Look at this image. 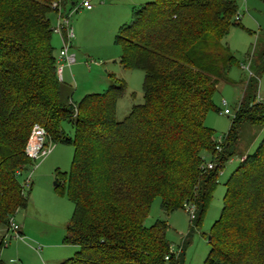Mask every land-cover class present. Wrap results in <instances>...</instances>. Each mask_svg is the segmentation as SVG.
<instances>
[{
    "label": "trees",
    "instance_id": "obj_1",
    "mask_svg": "<svg viewBox=\"0 0 264 264\" xmlns=\"http://www.w3.org/2000/svg\"><path fill=\"white\" fill-rule=\"evenodd\" d=\"M53 3L67 0H0V226L9 231V218L27 207L19 176L31 164L24 147L37 123L53 144L73 146L70 171H55V187L73 203L64 242L77 250L57 264H183L184 246L173 251L167 223L144 225L150 205L160 197L166 214L191 205L189 231L200 229L233 156L239 163L224 183L204 264H264V98L256 97L264 45L246 54L251 75L227 131L217 138L204 124L209 110L221 112L212 96L237 61L221 42L237 24L236 0H151L133 11L116 41L119 64L144 74L143 96L121 120L123 79L109 75L104 92L77 103L58 79ZM245 125L261 133L251 152L256 133L242 145Z\"/></svg>",
    "mask_w": 264,
    "mask_h": 264
},
{
    "label": "rangeland",
    "instance_id": "obj_2",
    "mask_svg": "<svg viewBox=\"0 0 264 264\" xmlns=\"http://www.w3.org/2000/svg\"><path fill=\"white\" fill-rule=\"evenodd\" d=\"M74 1L77 0H67L69 4ZM148 1L151 0H111L102 3L99 0H92L94 7L91 10L81 9L70 17L73 38L69 52L73 53L77 59L72 66L75 79L70 83L74 103H77L85 94L104 92L112 83L109 75L123 79L126 84V92L116 104L118 120L129 113L132 105L142 102L144 74L139 69H125L119 64L121 46L116 41V35L122 25L130 22L133 11ZM236 2L237 24L230 27L221 42L228 47L237 61L230 68L227 74L228 79L218 81L212 96L213 103L221 111L229 109L230 113L223 114L209 110L204 118V124L214 129L217 138L229 128L230 118L242 98V83L250 75L247 69L241 67L242 65L247 67V52L253 46L258 52L264 45V1L236 0ZM49 20L51 26H54L57 21L56 11L50 12ZM52 38L58 39L57 34L52 33ZM60 48L61 45L59 48L54 46L57 52ZM256 97L264 98V72L258 81ZM62 126L67 135H73V129L69 123L64 122ZM250 132L251 135L253 133L256 135L249 146V152L254 150L261 138L257 127L245 125L240 143L249 137ZM52 147L45 158L36 163L31 162L19 176L29 199L27 207L19 209L13 215V220L22 226L24 238H16L10 230L0 226V238L5 236L7 243L0 252L5 264H57L71 257L77 250V246L64 242L66 225L73 211V203L67 198L65 192L60 193L55 187V171H70L73 146L54 143ZM238 163V156H233L219 173L217 185L200 229L189 231L190 216L186 210L177 209L166 214L160 207V197L153 199L144 225L150 226L158 219L164 220L168 225L166 236L173 251L178 250L179 246H184L183 264H204L209 251L207 234L223 207L224 183ZM28 177L29 185L25 184ZM62 189L65 190V186Z\"/></svg>",
    "mask_w": 264,
    "mask_h": 264
},
{
    "label": "built area",
    "instance_id": "obj_3",
    "mask_svg": "<svg viewBox=\"0 0 264 264\" xmlns=\"http://www.w3.org/2000/svg\"><path fill=\"white\" fill-rule=\"evenodd\" d=\"M101 3L104 1L111 0H99ZM264 1V0H263ZM53 7L57 10V21L54 26H52L53 33H56L61 39V48L57 55V64H56V75L59 80H62V72L64 65L70 66L75 62V55L69 52V47L71 40L73 38V31L70 26L69 19L70 17L77 11L91 10L94 7V3L92 0H77L71 2L70 4L67 2L64 5H60L58 3H53ZM236 19L238 16L236 15ZM243 69H247L249 74L251 75V70L249 66V60L247 67L241 66ZM223 114L229 113L228 109H224L221 111ZM53 143L48 140L47 133L45 129L35 123L32 125L25 147L24 152L25 155L30 159L31 162L36 163L37 161L42 160L47 156L52 150ZM208 167H212L211 163H208ZM25 184L29 185V177L26 178ZM186 211L189 213L190 218L194 217V207L189 205L185 207ZM9 230L14 234L16 238L22 239V235L19 232L20 226L14 222L13 216L9 218ZM3 244L6 246V240L3 239ZM167 259V257H165Z\"/></svg>",
    "mask_w": 264,
    "mask_h": 264
},
{
    "label": "crops",
    "instance_id": "obj_4",
    "mask_svg": "<svg viewBox=\"0 0 264 264\" xmlns=\"http://www.w3.org/2000/svg\"><path fill=\"white\" fill-rule=\"evenodd\" d=\"M57 37H58V39H56V40H55L54 38H52L51 42H52V45H53V46H55L56 48H57V47L59 48V46L61 45V39L59 38L58 35H57ZM72 51H73V50H72ZM58 52H59V51H58ZM58 52L54 50V53H55L56 57H57V55H58ZM76 62H77V59H76V56H75V62H74V63H76ZM74 63H73V64H74ZM73 64H71L70 66L64 65V68H63V72H62V80L65 81V82L68 83V84H70L71 81L75 79V77H74L73 74H72V66H73ZM70 85H71V84H70ZM17 211H18V210H17ZM17 211H16V212H17ZM19 232L21 233V235H22V239H23V238H24V233H23V228H22V226H20ZM4 238H5V236H4Z\"/></svg>",
    "mask_w": 264,
    "mask_h": 264
}]
</instances>
